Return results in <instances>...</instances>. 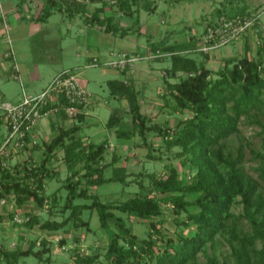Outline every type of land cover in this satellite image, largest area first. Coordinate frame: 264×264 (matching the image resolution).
Wrapping results in <instances>:
<instances>
[{
	"label": "trees",
	"instance_id": "1",
	"mask_svg": "<svg viewBox=\"0 0 264 264\" xmlns=\"http://www.w3.org/2000/svg\"><path fill=\"white\" fill-rule=\"evenodd\" d=\"M25 1L20 0V5ZM43 1L35 17L39 22H46L53 13L61 12L68 16L79 15L86 23L100 25L112 33L125 36L134 31L133 26H121L113 15H101L106 0ZM116 2L126 12L125 15L134 17L138 12L133 11L131 0ZM233 2L223 1L222 8L217 9L214 17L204 24L203 31L191 33L185 41L170 42L164 38L152 42L149 39V50L171 53L156 60L169 59L166 73L176 78L175 81L165 79L161 94L170 100H166L160 110L164 112L167 108L168 113L189 110L191 116L182 117L174 124L168 120H155L142 111L140 92L132 79L108 81L110 97L126 100L131 121L125 125L116 107L106 127L115 129L118 139L141 137L139 145L149 150L148 158L155 162L167 155L165 152L157 154L159 147L154 145L151 136L159 137L162 146L159 150L165 148L169 158L172 155L182 165L188 166L192 175L190 179L180 173L174 162H168L163 173H133V179L137 177L133 182L137 183L139 190L126 199L103 201L99 194L90 192L91 187L130 182V173L119 165L121 154L113 153L111 160L107 161L109 140H86L79 134L82 127L78 123L61 126L50 141L30 148L32 151L42 149L39 159L33 160L31 155L29 162L0 170V199L3 196L7 200L14 197L21 208L31 200L39 209L51 202L49 211L66 213L65 217L42 221L39 213L26 216L20 210L11 212L9 217L16 222L15 215L20 213L28 217L23 222L27 226L39 225L49 232L68 230L70 226L91 230L85 213L96 210L101 228L108 236L104 260H100L101 253H81L76 247L71 254L75 264H264V149L251 150L253 164L247 167L244 146L232 151L229 143V138L240 131L239 123L244 116L252 117L251 122L261 126L259 134L264 142V33H259L262 30L256 21L253 27L260 37L258 55L252 56L246 39L244 54L227 58L218 71L207 66L211 53L197 50L202 35L219 19L240 17L247 20L258 11L239 7L232 12ZM96 3L101 6L91 12L90 4ZM135 23H139V19ZM198 53L206 61L193 56ZM62 102L53 106L62 107L65 100ZM1 116L4 115L0 113ZM75 117L83 121L86 113H77ZM59 150L64 153L69 175L60 187L65 195L58 197L61 189L53 195L48 193L46 180L58 175L49 164ZM60 204H64L63 207L60 208ZM163 204L172 205L177 213L173 220L180 231L176 235H166L162 230L166 221ZM237 205L242 206L240 213L233 211ZM124 214L147 221V236L137 235ZM4 218L0 211V222ZM193 225V232L186 234L185 228ZM218 235H226L230 246L229 253L222 260L209 253L210 247L217 246ZM61 242L66 243V239ZM51 252V247L36 249L33 241L26 249L0 248V260L3 264H21L23 258L35 257L51 264ZM202 254L204 260L201 259Z\"/></svg>",
	"mask_w": 264,
	"mask_h": 264
},
{
	"label": "rangeland",
	"instance_id": "2",
	"mask_svg": "<svg viewBox=\"0 0 264 264\" xmlns=\"http://www.w3.org/2000/svg\"><path fill=\"white\" fill-rule=\"evenodd\" d=\"M106 1L107 3L101 15H113L114 20L120 25L124 24L127 26L130 25L131 22L132 24H135V28H139V30L143 33L141 35V41L138 42L136 40L138 44L135 49L139 50L140 53L146 52L145 44L146 41L149 42V40H146L148 37H152L153 39L159 41L164 37L168 38L171 36V41H182L191 33H200L204 29V24L214 17V13L217 11V9L222 8V3L223 1L225 2V0H131L133 11H138L135 13L134 17H131L125 15L126 12L119 8L120 4L116 2V0ZM43 2V0H31L32 7H34L36 11L42 8ZM148 5H150L149 8ZM233 5L234 7L231 8L232 12L236 11V9L239 7L246 9L248 8L249 10L257 9V13L261 14L258 19V28H260L262 31L259 33H264V1L234 0ZM98 6H101V4H90L89 9L91 12H93ZM59 13L60 12H56V16L59 15ZM136 19H139V23H135ZM257 31L258 30L256 28H250L237 40L211 53V58L206 62L207 66L213 71H218L221 67H223L224 61L227 58L243 55L245 51L244 43L246 39L249 41L252 56L258 55L260 37ZM84 36L85 34H80L81 38ZM134 37L136 39V35ZM193 56L197 57L199 61H206V59L200 53H198L197 56ZM65 62H67L66 67L76 68L78 67V64L83 61L82 58H76V56L72 54L70 57L65 58L63 62L60 60V58L51 61L49 70L51 71L52 69H55L56 66ZM150 64L153 68L149 69L148 72L145 73L143 70H145L146 66ZM169 66V59L138 61L134 69V72L136 71L135 77H138L136 78L137 81L135 82V85L138 87L140 92L142 111L145 114L152 116L155 120L157 119L162 122L168 120L171 124H174L176 120L182 117H189L192 113L189 110H185L183 113H179L177 111L168 113L167 108L164 109V112L160 110V107H163L166 100H170L169 98H164V96L161 94L165 87V79H170L171 81L176 80V78H171L170 75L166 73L165 69ZM81 68L84 70L79 75V79L84 84H86V88L89 92L98 97V102L100 104V114L97 113L95 116H91L89 114L90 117L88 120L83 119V121H80V119L75 117V115L68 117V119H72L74 124L78 123L81 125L82 128L79 131V134L83 137H86V140L89 141L91 138L96 142H100L105 139L109 140L110 147L109 153L106 155L107 161L111 160L113 153L121 154L122 157L119 165L126 167L131 175L128 178L130 181L128 184L122 185L119 182L106 183L99 187H91L90 192L99 194L103 201L126 199L139 190L137 183L133 182L137 178L136 177L133 179V173H138L139 171H156L157 173H163L165 171L164 165L168 162H174V164L177 165L180 173L185 177L188 176L190 179L192 175L188 166L182 165L179 160L175 159V157L172 155H170L171 157L169 158V153H167L165 148L163 150H159L162 147L160 146L161 140L159 137L151 136V138L154 140V145L159 147L156 149L157 154H162V152H165L167 155H165L162 160L155 162L148 158L149 150L146 147L139 145L141 142V137L136 136L132 140L118 139L115 129H109L106 127V123L114 109V106H119L118 108L121 109L120 111L124 112L122 113L124 124H130L131 119L127 112V102L125 106L123 105L125 104L124 101L110 97L108 80L111 79L112 75L102 72V66ZM140 70L144 72L143 74L149 76L150 79H147L145 75L144 79H142L143 77L139 73ZM108 99L111 101L110 104L107 102ZM96 107L97 105H94L92 110H95ZM55 114H58V116L62 118L65 117L63 114L60 115L59 112ZM50 116H52V114L46 116L44 119H47ZM93 117L95 118L93 119ZM252 120V117H242L239 123L240 131L229 138L232 151H236L242 145L244 146V150L247 154V167H250L253 164L251 159V150L264 149V142L261 135L259 134L261 131V126L258 123L251 122ZM59 128L60 126H56L52 128L46 134V136L45 134L40 136L39 139L36 140V143L32 144L31 147L38 143L44 145L45 142L50 141L59 132ZM30 148L28 146V149ZM24 149L26 150H21L20 152L14 154L10 160V167L13 168L17 164L29 162L31 155L33 160H37L41 156L42 149H37V151L33 152L32 154L28 153L27 147ZM177 149L178 148H175L174 150L177 151ZM49 167L52 169V171H56L58 173L56 177L47 178L46 180L48 181L46 184L47 192L52 194L53 192L61 189L60 187L63 185V180L69 175L62 150L57 152L49 164ZM60 195H65L64 189L58 191L57 196L59 197ZM47 204L48 205L43 209H39L36 202L31 200L21 208L17 206L14 197H9L7 204L0 208V211L4 213L5 217L4 220L0 222V248L9 247L13 249L22 247L26 249L30 243L34 241L36 249L51 247V264H75L71 258V254L76 247H79L81 253H101L100 260H104V253L107 250L108 236L101 228L99 215L97 214L96 210L92 212L87 211L85 213V218L90 220L91 230H87L85 228L77 229L73 226H70L68 230L49 232L41 229L39 225L29 227L24 223H16L9 217L11 212L19 210L21 213L23 212V214H26V216H29V213L31 215L39 213V217H41L42 221L48 218L51 220H62L65 217L66 213H55V210H53V212L49 211L51 208V202H48ZM63 205L64 204H60V208L63 207ZM163 209L166 215V221L162 227V230L166 235H176V233L180 231V227L173 220V218L177 216V213L175 212L174 207L169 204H163ZM241 210V205H237L233 208L235 213H240ZM124 216L126 217L128 223L133 226L134 232L137 233V235L140 237L147 236V221L137 220L128 214H124ZM184 216L185 215H181V217ZM112 226L114 227V225ZM193 229L194 225L191 226V228H185L184 231L186 234H191ZM218 236L217 246L215 248L210 247L209 253L215 254L220 260H222L224 256L229 253L230 246L226 240V235ZM62 239H66V243L62 244ZM48 255L49 254H45V256ZM201 259H205L203 254L201 255ZM22 260L23 262L21 264H45V262L38 261L35 257L23 258ZM0 264H3L1 260Z\"/></svg>",
	"mask_w": 264,
	"mask_h": 264
},
{
	"label": "crops",
	"instance_id": "3",
	"mask_svg": "<svg viewBox=\"0 0 264 264\" xmlns=\"http://www.w3.org/2000/svg\"><path fill=\"white\" fill-rule=\"evenodd\" d=\"M38 11L32 7L31 0H26L21 5L20 0H0V97L3 100L16 103L22 98L23 90L29 95L40 93L55 75L66 68H71L66 67L67 62H65L50 71L51 61L60 58L63 62L65 58L70 57L72 54L76 58H82L83 62L78 64L80 74L84 70L81 67L87 68L86 65L94 62L99 63L96 66H102V72L112 75L111 79L137 81L136 71L134 74H124V72L121 73L120 70L113 67L109 68L103 63L111 58L112 51L139 52L135 47L141 41L143 33L138 30L139 28H135L134 24L130 22V25H121L123 27H134V31L132 30L124 36L106 31L100 25L88 24L79 15L68 16L61 12L57 16L56 13H53L46 22H39L35 19ZM80 34H85V36L81 38ZM170 37L166 40L174 42L171 41ZM149 39H152V42L157 41L152 37H148L146 40ZM186 39L187 37L182 41ZM149 49V42L146 41L145 51L147 52ZM152 68L150 64L143 71L146 73ZM143 71H139L143 77L142 79H144V75L147 79H150L149 76L143 74ZM82 84L87 87L83 82ZM122 101L125 103L123 105L126 106V100L122 99ZM107 102L110 104L111 101L108 99ZM94 105H97V107L92 110ZM99 105L98 97L91 93L90 102L84 108L86 120L90 115L95 116L99 113ZM122 113L124 112L120 111V114ZM68 117H64L66 118L64 119L54 113L47 119L43 118L33 129L32 134L35 140L44 134L46 136L56 126L69 127L74 125V121L68 119ZM6 134L5 119L4 116H1L0 144ZM89 140L94 141L92 138ZM27 151L32 154L37 150L28 149Z\"/></svg>",
	"mask_w": 264,
	"mask_h": 264
},
{
	"label": "built area",
	"instance_id": "4",
	"mask_svg": "<svg viewBox=\"0 0 264 264\" xmlns=\"http://www.w3.org/2000/svg\"><path fill=\"white\" fill-rule=\"evenodd\" d=\"M260 13H254L249 19L240 17L226 19L221 18L213 26H209L202 35L197 50L204 53H213L217 49L232 43L246 33L254 24ZM171 53L163 52L160 49L149 50L145 53L129 51H112L111 58L104 61V65L126 72L134 73L135 65L138 61H153L163 58ZM99 63H90L85 67L96 66ZM101 64V63H100ZM17 69V68H16ZM80 69L67 68L53 77L48 85L38 94L29 95L23 90L22 98L16 103H10L0 97V113L4 115L7 134L0 144V170L10 167V160L14 154L24 148L36 143L33 136V129L46 116L57 113L72 117L83 112L90 102L91 93L79 79ZM62 99L65 105L61 104ZM6 196L0 199V206L7 204ZM28 217L16 213L15 221L23 223Z\"/></svg>",
	"mask_w": 264,
	"mask_h": 264
}]
</instances>
